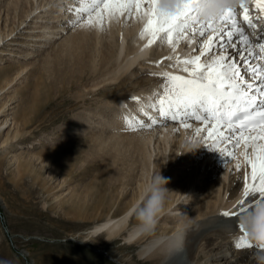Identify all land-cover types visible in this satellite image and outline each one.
Segmentation results:
<instances>
[{
  "label": "bare ground",
  "instance_id": "6f19581e",
  "mask_svg": "<svg viewBox=\"0 0 264 264\" xmlns=\"http://www.w3.org/2000/svg\"><path fill=\"white\" fill-rule=\"evenodd\" d=\"M70 1L71 0H5L3 2L0 0V23L2 22L4 26H7L8 22H11V24L12 22L15 23L17 17L19 24L25 22L29 16H31L30 22L33 23L35 21L38 22L35 20L38 18L34 17L44 18V21H40V24L38 23L39 25L30 26L34 29L27 30L23 35H21L20 30L14 35H11L14 31V29H11L6 35L3 33L4 38L0 31V56H7L8 59L9 57L16 56V52H12L10 48L5 46L8 44V40H12L14 42L13 44H17L19 47L23 46V44L29 46L31 40H38L40 43L42 41H44V43L52 42L53 45L57 43L58 46L56 47L59 48L58 51L57 48H55L57 52L56 57H54L57 59L58 63H60L59 57H68L66 58L68 64L65 62L67 64V69L65 67L64 71L63 66L65 65H60L62 68L59 69L58 77H56V71L53 70L52 72L55 73L56 78L54 77L53 80L46 81L49 79L47 76L45 80H38L35 84L36 87L34 92L50 90L51 93V89L54 88V95L57 93L59 97H64L65 99H67L66 96L69 94L68 87L73 91L71 94H75V96H72L74 98L85 99V95L89 93L96 94V97L101 94L106 101L104 103L100 99H97V101L106 105L113 103L112 106L114 111H117L116 108L122 110L128 124L143 125L141 126L142 130L138 132L135 131L137 133L133 132V135L131 134L130 136L126 135V130L125 135L115 136L109 134V136L106 135L102 137V139L105 138L109 140L108 142L113 147L109 151L115 150L116 153L119 140L125 138L131 139V141L133 140V143H135L139 151V157L134 160L140 164L138 170L140 171L139 174L142 176L143 181L137 183L140 190L139 196L132 201L123 214L118 217L114 215L113 217L96 223L89 232H104L103 235H105L107 241L121 235L124 240L140 243L141 247L137 251V255L145 259L148 264H264V249L237 248L235 246L238 238L243 235V233L239 232V230L234 227V220L225 218L221 215L224 211H234L238 202L243 199L245 175H250V165L247 162L245 164L242 158L232 165L224 159L218 161L219 155L218 158L215 159L216 162L213 165L211 157L209 158V162L207 159L205 163L204 159L207 158L206 152L211 150L209 145L212 142L210 144V141H207L208 143L205 142L203 131L199 135L196 134V128L203 129L205 125L189 120L188 123L192 125L191 128H185L182 124L178 126V122H171L161 118L158 108L150 106L158 105L159 100L164 97L169 76L191 78L189 72L183 71V68L188 67L191 69L193 66L190 64L184 65L180 63V61L188 60L194 55H198L199 51L203 50V44L207 43V39L201 42L199 38L191 39L190 37L189 39L180 40L179 43H176L174 40L173 45H169L166 40L160 41L157 39L154 43L149 44L151 37L145 34L143 38H141L140 35L147 20L146 16L142 17L134 14L132 19L135 20L129 22L127 20L131 17L128 18L127 15L121 16L119 14L110 15L103 8H101L99 15L92 13L80 27L74 29V25L70 26L68 24L69 22L66 16L69 14ZM86 1L88 4L87 7H91L90 2L88 0ZM26 6H28L27 9L25 8ZM147 8L148 4L145 2L143 4V9L147 11ZM69 16L74 17L72 14ZM18 27L17 25L16 29ZM24 27L26 28V25ZM37 27L41 29L35 30ZM242 27L245 29L247 28L244 23H242ZM34 35L37 38L33 39L32 36ZM193 46H196L195 49H193ZM27 49L29 50L24 52L19 50L21 51L20 54L22 53L21 56L29 59L32 57H30V54L33 53L29 47H27ZM185 49L186 51H184ZM70 50L76 53L71 54L69 52ZM50 55H53V52L52 54L50 53ZM13 59H15V57H13ZM63 59H61L63 61L62 63H64ZM203 59L202 57V60ZM51 60L55 61V59L45 54L43 61H41L43 66L36 67L35 69L39 72L45 71L48 73L51 67ZM30 63H32V60ZM30 63L26 61L25 64L20 67V70L21 68L24 69V67H27ZM57 66L59 67V65ZM36 73L37 72H35V74ZM15 76L18 78L19 75L15 74ZM15 76H13L9 82L13 80ZM20 77L22 78V76ZM23 78L25 79L26 76ZM257 82H259V80H257ZM112 85H114V88L111 87ZM115 87L117 89L126 88V92L122 91L125 93L116 95L113 100L110 96H106L105 94L116 92L114 91ZM4 88L5 87H2L0 90L4 91ZM135 98L139 99L137 100ZM15 106L16 105H13L10 108L11 111L2 115L0 129L4 128L6 130L10 127V130L13 129L16 133H19L22 128L21 126H24L25 122L22 121L24 118L18 120L14 109L16 108ZM3 112H5V110H1V113ZM102 113H104V111ZM120 114L121 113H119V116ZM141 120H143V122H141ZM110 121L114 123L111 118L109 124ZM106 126L107 125H105V127ZM112 126L114 127V125ZM149 127H151V129H147ZM106 128H108V126ZM209 130H214V128ZM225 131L227 132V129H225ZM261 131L262 130H260V132ZM111 133H113V131H111ZM116 133L117 132L114 134ZM257 133L259 132L244 134L235 133L234 137H232V142H234L237 137H242L241 142H245L250 134L255 135ZM98 137H100V135ZM8 140L9 136L7 133L1 144L5 146V144H8ZM172 142L173 144H171ZM205 143L209 145H203ZM187 144L188 146H186ZM197 144L200 145L197 146ZM182 145L183 147L181 149ZM193 145H195V147ZM172 146H174L173 150ZM231 147L232 144L228 146L227 150H230ZM159 148L160 150H158V152L164 155L160 168H158V164L154 162L157 154L156 149ZM240 150H243V146L240 147ZM183 152H189L191 156L189 160H185L187 159L185 158L183 159L184 161H180L181 158L185 156L180 157L178 161L175 162L180 168L175 167L176 165L173 163L162 175V177H166L165 180L167 181L164 187H169L167 190L170 193L168 194L161 219L164 221V224L167 225L168 217L178 215L180 210L187 206V201L196 197L197 184L204 182L203 180L205 179V177L201 179L203 175L206 174V178L208 177L209 179L213 173H216V175L220 174V178L214 180L216 183L209 184L205 195L198 200L201 201L203 199L204 202L197 204V207L194 209V214L188 215L177 224L174 222L175 225L171 228L172 231H170V233L165 232V229L161 228V231L158 232L159 234L156 233L147 236L140 235L133 231L134 226L137 224V220L135 219L136 224L126 230L127 233L123 234V230L128 227L127 224H129V217L133 207H135L138 199L143 195L146 183L150 181V178H148L150 175L149 168H154L155 164L158 170L157 173L161 174L169 165L170 161L174 160L179 154L181 156ZM113 153L114 154H110V157L116 156L115 152ZM96 154L97 152L95 151L94 155ZM192 155H194V157H192ZM165 157H168L169 160L167 164H165ZM13 158L15 162L19 159L17 154H14ZM90 158L92 159L91 156ZM93 159H95V157ZM118 159L120 162V157H118ZM100 160H102V158H100ZM98 163H100L99 160ZM113 163L116 164L115 162ZM113 163H111V165ZM237 165H239V167H237ZM229 166L231 167L229 168ZM110 167L111 166H109V168ZM117 169L115 168L112 170L116 171ZM200 175L202 176L199 177ZM144 177H147L148 181L147 179L144 180ZM174 179L178 181L185 179V181L176 184L177 180L176 182H172ZM196 181L195 187L192 190L189 189ZM182 212L186 213L187 209ZM183 216L185 215L182 214L181 218ZM173 218L170 219L173 220ZM169 222L172 221L169 220L168 223ZM248 242L252 243L251 241ZM232 256H235L234 260ZM123 258L126 260V257Z\"/></svg>",
  "mask_w": 264,
  "mask_h": 264
},
{
  "label": "rangeland",
  "instance_id": "374dc122",
  "mask_svg": "<svg viewBox=\"0 0 264 264\" xmlns=\"http://www.w3.org/2000/svg\"><path fill=\"white\" fill-rule=\"evenodd\" d=\"M70 2L72 11H69V14L66 15L68 24L70 26L74 25L73 28L77 29L88 19L89 14L88 12H77L76 9L90 7H87L86 0L83 3H79L78 0H71ZM27 7L25 8L27 9ZM70 14L74 17L69 16ZM17 18L15 23L8 22L7 26H4L2 22L0 23V31L3 37L11 29H14L11 35L19 30L23 35L27 30H32L33 27L30 26L39 25L40 21H44V18L34 17L38 18L35 19L38 22L33 23L30 22L31 16H29L25 22L19 24ZM132 18L133 16L127 21L135 20ZM17 25L19 29H16ZM39 28L37 27L35 30ZM32 37L33 39L37 38L35 35ZM8 41L5 46L10 48L12 52H16V56H13L15 59L0 56V89L5 87L4 91L0 90V120L3 117L2 115L11 111L10 108L16 105V108H14L16 116L18 120L24 118L25 121L24 119L22 121L25 124L21 126L19 133H16L12 128L10 130V127L6 130L4 128H2L3 130L0 129V260L11 261V264H148L145 259L137 255V251L141 247L140 243L124 240L121 235L107 241L105 235H103L104 232H89L96 223L114 215L118 217L123 214L132 201L139 196L140 190L137 183L143 181L138 170L140 164L134 160L139 157V151L133 140L125 138L118 141V156L115 150L109 151L113 147L108 142L109 140L102 139V137L109 136V134L119 136L126 133L130 136L133 135V132L137 133L142 130L141 125L128 124L122 110L116 108L117 111H114L113 103L106 105L97 101V99H100L103 103L106 101L101 94L96 97V94L89 93L85 95V99L74 98L72 96H75V94H71L73 91L68 87L69 94L65 99L59 97L57 93L54 95V88V90L51 89V93L50 90L34 92L38 80H45L47 76L49 79L46 81L53 80L56 75L58 77L59 69L62 68L63 64L65 65L63 66L65 71L68 64L66 58L68 57L64 58L62 56L64 59L59 57L60 63L57 62L55 58L59 48L56 47L58 46L57 43L53 45L52 42L44 43L42 41L40 43L38 40H31L29 46L23 44L19 47V45L13 44L12 40ZM27 47L33 53L30 54V57H32L29 59L21 56L22 53L20 54V50L22 52L29 50ZM55 48H57V51ZM52 52L53 55H50ZM69 52L71 54L76 53L73 50ZM45 54L56 61L51 60L48 73L45 71L39 72L35 69L43 66L41 61H43ZM61 59L64 60V63ZM31 60L32 63H30ZM26 61H29L31 65L29 64L24 69L21 68V70H25L21 71L20 67ZM53 70L56 71V75L52 72ZM35 72L37 73L35 74ZM15 74L19 75L18 78ZM13 76H15L16 81L13 79L12 82H9ZM24 76H26L25 79ZM111 87L114 88V85ZM116 89L115 87L114 91L116 92H109L105 95L114 100L116 95L126 92V88ZM1 110H5V112L1 113ZM103 111L105 114L102 113ZM119 113H121L120 116ZM110 118L114 121V123L110 121L111 126L109 124ZM177 125L179 126L180 123ZM147 129H151V127ZM225 129L224 132L227 133ZM115 132H117V135L114 134ZM4 133H8L9 136L8 144H5V146L1 144L6 136ZM260 133L264 135V132ZM98 134L101 138L98 137ZM245 142H241L239 147L232 146L230 150H227V148L234 142L220 144L217 149L218 152L217 150L206 152L207 158L204 159V162L206 163L207 159L209 162L211 157L213 165L219 155L218 161L224 159L232 165L242 158L246 164ZM260 142L263 144L264 140ZM209 144L205 143L203 145L208 146ZM199 145L197 144V146ZM193 146L195 147V145ZM241 146H243V150H240ZM182 147L183 145L181 149ZM173 149L174 146H172ZM158 150L160 148L156 149L157 154L154 162L160 168L164 155ZM161 150L163 152L162 148ZM221 150L233 152L234 156L221 155ZM95 151L97 157L94 155ZM113 152L116 156L110 157L111 153L114 154ZM189 152H183L181 156L179 154L174 160L170 161L160 175L162 176L173 163L176 165L175 167L180 168L175 162L182 156L185 157L181 158L180 161L185 158H187L185 160H189V157H191ZM14 154L19 157L17 162L14 161ZM247 154L249 156L252 154L251 145L247 148ZM90 156L92 159L95 157V159L92 160ZM118 157H120V162ZM98 160L100 163H98ZM168 161V157H165V164ZM111 163L113 164L111 165ZM155 164L154 168H149L150 175L148 178L150 180L158 171ZM109 166L111 167L109 168ZM115 168H118V173L117 170H112ZM219 175L213 173L209 179L206 178V174L203 175L201 179L204 177L205 179L204 182L197 184L196 197L187 201V206L180 210L178 215L168 217L167 225L164 224L161 217L156 228L157 232L155 230L154 234H159L161 228L170 233L175 223L177 224L188 215L194 214L197 204L204 202L203 199L198 200L205 195L209 184L216 183L214 180L219 179ZM163 178L166 177L163 176ZM145 179L147 177H144ZM176 180L174 179L172 182H176ZM184 181L185 179L177 180L176 184ZM196 183L197 181L189 189L192 190ZM166 189H169V187ZM141 199L142 196L138 199L136 205L141 202ZM186 209L187 212L183 213L182 211ZM132 213L129 217L128 227L123 230V234L127 233L126 230L136 224L135 216H132ZM182 214L185 216L181 218ZM170 218H173V220ZM169 220L172 222L168 223ZM123 257H126V260ZM232 258L234 260L235 256H232Z\"/></svg>",
  "mask_w": 264,
  "mask_h": 264
},
{
  "label": "snow or ice",
  "instance_id": "6c2138e0",
  "mask_svg": "<svg viewBox=\"0 0 264 264\" xmlns=\"http://www.w3.org/2000/svg\"><path fill=\"white\" fill-rule=\"evenodd\" d=\"M78 2L83 3L84 0ZM89 2L90 8H77L76 11L99 15L103 8L110 15L146 16L140 35L143 38L148 34L151 37L149 44L157 39L166 40L169 45H173L174 40L179 43L190 37L199 38L201 42L207 39L198 55L180 61L184 65L193 66L191 69L183 68V71L189 72L191 79L169 76L164 97L159 100L158 105H150L158 108L161 118L178 122L185 128H191L189 120L201 122L205 127L196 128V134L204 132L205 142H212L209 145L211 150H216L219 144L232 143L235 133H242L250 124L264 125V63H260L264 60V56H261L264 53V27L257 31V25L248 15L244 16V20L247 21L248 28L253 30L254 41L245 34L244 28L237 26L236 8L225 11L215 21L204 22L194 7L201 0H184L174 15L159 13V0ZM145 2L148 4L147 11L143 9ZM256 3L264 12V0H256ZM239 6L247 12L243 0ZM254 48L258 51L254 52ZM212 128L214 131L209 130ZM225 128L227 133L224 132ZM241 138L237 137L232 146L239 147ZM261 140H264V135L257 133L250 134L245 142V160L251 167V173L245 175L243 199L238 202L234 211H224L221 214L234 220V227L243 233L236 242L237 248L264 249L249 243L239 224L240 217L245 212L264 203V144ZM249 145L252 147L251 156L247 154ZM221 154L234 156L233 152L224 150H221Z\"/></svg>",
  "mask_w": 264,
  "mask_h": 264
},
{
  "label": "clouds",
  "instance_id": "9594fccd",
  "mask_svg": "<svg viewBox=\"0 0 264 264\" xmlns=\"http://www.w3.org/2000/svg\"><path fill=\"white\" fill-rule=\"evenodd\" d=\"M184 0H159L157 11L161 14L174 15ZM241 0H201L194 6L204 22L217 20L225 11L235 9ZM167 181L159 174H154L146 183L141 202L133 209L137 220L133 231L140 235L154 234L164 212L168 194L164 185ZM241 230L246 233L249 241L264 247V203H260L245 212L239 220ZM0 264H11V261L0 260Z\"/></svg>",
  "mask_w": 264,
  "mask_h": 264
}]
</instances>
